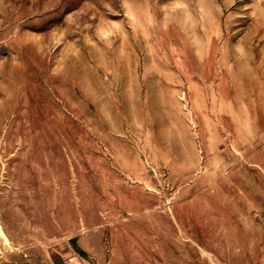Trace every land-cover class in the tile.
<instances>
[{"label":"rangeland","instance_id":"1","mask_svg":"<svg viewBox=\"0 0 264 264\" xmlns=\"http://www.w3.org/2000/svg\"><path fill=\"white\" fill-rule=\"evenodd\" d=\"M0 264H264V0H0Z\"/></svg>","mask_w":264,"mask_h":264},{"label":"bare ground","instance_id":"2","mask_svg":"<svg viewBox=\"0 0 264 264\" xmlns=\"http://www.w3.org/2000/svg\"><path fill=\"white\" fill-rule=\"evenodd\" d=\"M263 8V7H262Z\"/></svg>","mask_w":264,"mask_h":264}]
</instances>
